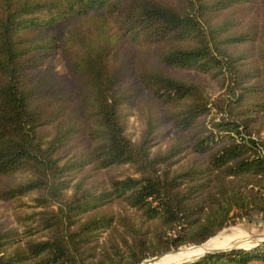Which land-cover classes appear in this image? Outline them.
Segmentation results:
<instances>
[{"label":"trees","instance_id":"trees-1","mask_svg":"<svg viewBox=\"0 0 264 264\" xmlns=\"http://www.w3.org/2000/svg\"><path fill=\"white\" fill-rule=\"evenodd\" d=\"M31 194L0 264H140L264 215V0H0V198ZM254 263L264 241L181 264Z\"/></svg>","mask_w":264,"mask_h":264},{"label":"rangeland","instance_id":"rangeland-1","mask_svg":"<svg viewBox=\"0 0 264 264\" xmlns=\"http://www.w3.org/2000/svg\"><path fill=\"white\" fill-rule=\"evenodd\" d=\"M239 49H243V47H240ZM247 54H249V56L244 61L246 66H248V67H251V66L261 67V62L263 60L257 59V55H256L255 50H252L250 53L247 52ZM56 61H57L56 62V70L59 72H62V73L65 72L64 65L61 62V60H56ZM208 82L209 83H208L207 87H208L210 95L213 98L220 97L223 94V90H221L219 92L220 87H219L218 83H213L210 81H208ZM128 112H129L128 134L130 135L131 138L137 139L141 135L142 130L144 128V121L142 120V118H140V115L138 114L139 110L134 105L128 107ZM216 112H217V110L213 109L212 112L210 113V115L208 117H206L207 121L209 119H212V118H217V116L219 114ZM163 126H164V131L169 129L168 125H163ZM171 130L172 129H170V131H168L166 139L161 142L160 146L162 148L165 147L166 145H168L169 138H171V136H172ZM95 171L96 170H94V169L85 168V169L77 172L75 175L76 180L74 182H76L79 178L84 176L85 178L83 181V185L85 187H92V186L104 184V182L107 178L105 173L104 172L96 173ZM112 173H115L116 175L123 176V175H127V174H132L133 170L128 166H122L120 168L114 169L112 171ZM16 180H20V178L16 179ZM34 196L35 195L31 194V195L21 197L19 199L8 200V201L0 198V228L1 229L12 228V229L16 230L20 236H23V232L26 229V226L28 224L32 223L31 222L32 218H30L32 216V213L36 212L35 210H40V208L33 207L35 205V201L33 200ZM230 226H233V228L224 230L221 233H219L221 231L220 230L218 232L219 234L217 236H215L214 238H212V240H210L209 242H211L215 239H220L222 237H227L231 234H237L238 232H240L239 229L241 231L246 232L248 235L253 236V237H264V215H261V214H254L249 219H244L241 222H237L235 224L228 225L226 227H230ZM234 226H236V227H234ZM226 227H224V228H226ZM188 246H191V245L182 246V247H180V248H182V250L180 248H178L180 250L177 252L182 253L184 251L194 249V247H188ZM183 247H185V248H183ZM201 247H203V246H201ZM195 248H200V247H195ZM172 253H175L172 255L179 254L176 252H172ZM196 257H198V256H195V257H192L189 259H185V260L175 261V262L174 261H167L169 259L168 258V259L162 261L160 264H181V263L190 262V261L194 260ZM147 262H150V261H147ZM147 262H145V263H147ZM142 264H144V263H142Z\"/></svg>","mask_w":264,"mask_h":264},{"label":"bare ground","instance_id":"bare-ground-1","mask_svg":"<svg viewBox=\"0 0 264 264\" xmlns=\"http://www.w3.org/2000/svg\"><path fill=\"white\" fill-rule=\"evenodd\" d=\"M222 240V239H221ZM264 240V239H263ZM263 240H258V239H254L252 237H249L248 235H244L242 233L238 234L235 237L229 238L226 240L227 243H231L233 245H228L227 244H223V242L220 241V239H215L211 242H209L208 244H206L203 247L200 248H194L188 251H184L182 253H179L177 251H174L176 253V255H172L175 253L169 252L167 254H164L162 256H159L157 258H154L152 260H150V262L144 263V264H160L162 261L168 259L167 261H180V260H185V259H189L195 256H199L201 254H203L204 252L208 251V250H212V249H224V248H229V247H242V248H248L251 247L253 245H255L256 243L263 241ZM256 241V242H253ZM225 242V241H224ZM171 253V254H170ZM170 256V257H169Z\"/></svg>","mask_w":264,"mask_h":264},{"label":"water","instance_id":"water-1","mask_svg":"<svg viewBox=\"0 0 264 264\" xmlns=\"http://www.w3.org/2000/svg\"><path fill=\"white\" fill-rule=\"evenodd\" d=\"M263 241H260V242L256 243L255 245H257V244H259V243H261ZM236 248H242V247H229V248H224V249H212V250H208V251L204 252L203 254H205V253H218V252L227 251V250L236 249ZM176 250H178V249H176ZM176 250H171L170 252H174ZM203 254H201V255H203ZM162 255H164V254H162ZM162 255H158V256H153V257L147 258V259L143 260L140 264L145 263L147 261H150V260H152L154 258H157L159 256H162Z\"/></svg>","mask_w":264,"mask_h":264},{"label":"crops","instance_id":"crops-1","mask_svg":"<svg viewBox=\"0 0 264 264\" xmlns=\"http://www.w3.org/2000/svg\"><path fill=\"white\" fill-rule=\"evenodd\" d=\"M239 231L240 232H238L237 234H231V235H229V236H227V237H222V238H220V241L221 242H223V244L225 243V244H227V246L226 247H228V245H233V244H231V243H227L226 242V240L227 239H229V238H232V237H235V236H237L238 234H240V233H242V234H246V235H248L246 232H244V231H241L240 229H239ZM249 237H252V238H254V239H258V240H263L264 239V237H253V236H250V235H248ZM222 239V240H221ZM225 241V242H224ZM253 242H256V241H253ZM254 264H256V263H254Z\"/></svg>","mask_w":264,"mask_h":264}]
</instances>
